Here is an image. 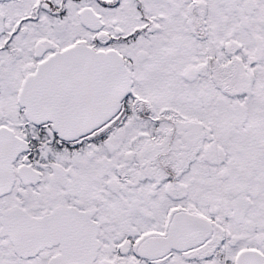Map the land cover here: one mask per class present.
Returning <instances> with one entry per match:
<instances>
[{
  "label": "snow or ice",
  "instance_id": "snow-or-ice-1",
  "mask_svg": "<svg viewBox=\"0 0 264 264\" xmlns=\"http://www.w3.org/2000/svg\"><path fill=\"white\" fill-rule=\"evenodd\" d=\"M0 264H264V0H0Z\"/></svg>",
  "mask_w": 264,
  "mask_h": 264
}]
</instances>
